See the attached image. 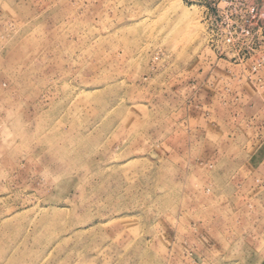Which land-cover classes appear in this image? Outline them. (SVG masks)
Wrapping results in <instances>:
<instances>
[{
    "label": "rangeland",
    "instance_id": "obj_1",
    "mask_svg": "<svg viewBox=\"0 0 264 264\" xmlns=\"http://www.w3.org/2000/svg\"><path fill=\"white\" fill-rule=\"evenodd\" d=\"M245 103L264 0H0V264H264Z\"/></svg>",
    "mask_w": 264,
    "mask_h": 264
},
{
    "label": "crops",
    "instance_id": "obj_2",
    "mask_svg": "<svg viewBox=\"0 0 264 264\" xmlns=\"http://www.w3.org/2000/svg\"><path fill=\"white\" fill-rule=\"evenodd\" d=\"M255 105L254 103L246 106L245 103L240 110H237V119L239 118L241 121L240 126L234 128L227 134L228 136L225 133L221 134L219 136L222 138L221 140L212 142L206 127H203L205 131L203 151L210 152L213 148H225L227 144L233 145L236 141L239 142L238 139L242 137L240 144L236 145L239 150H242L247 155V157L242 159V166L246 167L250 172L252 171V176L259 175L261 178L257 177L256 182L264 185V173L261 169L264 168V104L259 107ZM207 123L209 124V122Z\"/></svg>",
    "mask_w": 264,
    "mask_h": 264
}]
</instances>
